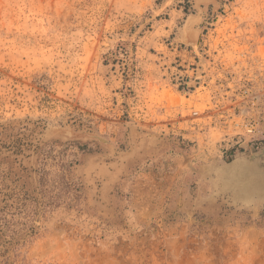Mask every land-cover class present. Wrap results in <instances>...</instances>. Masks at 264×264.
I'll return each mask as SVG.
<instances>
[{"label": "rangeland", "instance_id": "1", "mask_svg": "<svg viewBox=\"0 0 264 264\" xmlns=\"http://www.w3.org/2000/svg\"><path fill=\"white\" fill-rule=\"evenodd\" d=\"M249 162L264 0H0V264H264Z\"/></svg>", "mask_w": 264, "mask_h": 264}, {"label": "bare ground", "instance_id": "2", "mask_svg": "<svg viewBox=\"0 0 264 264\" xmlns=\"http://www.w3.org/2000/svg\"><path fill=\"white\" fill-rule=\"evenodd\" d=\"M193 19H194V17H192ZM197 18V17H196ZM191 20V19H190ZM198 19H196L195 21H193V20H191L190 21V23L188 22V25L186 26V28H185V31H184V33H183V42H185L186 44H192L193 46L194 45H196V43H195V41H196V39H197V36H198V32H197V30H195V28L194 27H192L191 25H192V23L193 22H196ZM193 21V22H192ZM134 124V123H133ZM135 129V128H134ZM134 132V138H135V132H136V134L138 133L137 131H133ZM72 135V134H71ZM143 136V135H142ZM71 137H75L74 135H72ZM103 141H104V139H102ZM104 142H106V141H104ZM135 147H137V146H135ZM127 155V154H126ZM254 158V157H253ZM253 158H251V159H253ZM255 159V158H254ZM253 159V160H254ZM256 161V160H255ZM253 164H255V163H253V162H249V164L248 163H244V165H243V167L242 168H244V169H248V172L250 173V175L252 176V177H249L248 175H246V171L244 170V174L245 175H243V176H241V177H244V178H240L241 180H242V182H245V181H248L247 179H248V177L249 178H251L253 181L251 182L252 184L250 185V184H248V183H244L243 185H242V187H243V189L241 190V192L243 193V195H244V197H249V195L251 194V193H255L256 191H258V190H256V189H254L253 187L254 186H256L258 183H260V185L261 186H259L258 185V187H260V191H263L264 190V172H259V171H256L255 170V167L253 166ZM231 168H232V170L234 169V167H232V166H230ZM262 171H264V167L262 168ZM241 171H239V173H235L236 175H238V174H241L240 173ZM242 175V174H241ZM239 176V175H238ZM247 177V178H246ZM225 180H226V178H225ZM252 186V187H251ZM244 188H246V189H244ZM249 189V190H248Z\"/></svg>", "mask_w": 264, "mask_h": 264}, {"label": "water", "instance_id": "3", "mask_svg": "<svg viewBox=\"0 0 264 264\" xmlns=\"http://www.w3.org/2000/svg\"><path fill=\"white\" fill-rule=\"evenodd\" d=\"M58 132H60L62 135L68 136V137L72 136L71 135L72 134L71 131H58ZM79 135H81V134H78L76 136H79ZM87 136L93 137V138H96V139H99L100 140V138L97 135H95V134H92V135L87 134Z\"/></svg>", "mask_w": 264, "mask_h": 264}, {"label": "crops", "instance_id": "4", "mask_svg": "<svg viewBox=\"0 0 264 264\" xmlns=\"http://www.w3.org/2000/svg\"><path fill=\"white\" fill-rule=\"evenodd\" d=\"M232 169L231 167H227V170ZM246 171V175L250 176V173L248 172V169H244Z\"/></svg>", "mask_w": 264, "mask_h": 264}, {"label": "trees", "instance_id": "5", "mask_svg": "<svg viewBox=\"0 0 264 264\" xmlns=\"http://www.w3.org/2000/svg\"><path fill=\"white\" fill-rule=\"evenodd\" d=\"M241 178H244V177H241ZM247 180H248V181L243 182V184H244V183H249V182H250V178H249V177H248ZM243 184H242V185H243ZM242 189H243V188H242Z\"/></svg>", "mask_w": 264, "mask_h": 264}]
</instances>
